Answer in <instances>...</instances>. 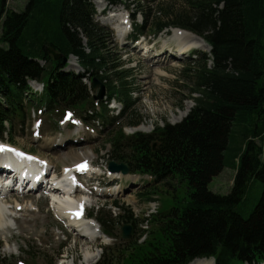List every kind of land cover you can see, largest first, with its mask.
<instances>
[{
  "label": "trees",
  "instance_id": "trees-1",
  "mask_svg": "<svg viewBox=\"0 0 264 264\" xmlns=\"http://www.w3.org/2000/svg\"><path fill=\"white\" fill-rule=\"evenodd\" d=\"M7 1L0 0V139L8 134L14 142L15 123H24L32 109L71 111L88 124L98 117L107 120L104 102L89 115L96 101L84 79L101 80L109 102L122 104L123 111L108 124L135 115L134 70L123 69L116 58L110 32L95 21L94 0H28L22 12L10 9ZM104 1L124 5L134 21L142 15L133 39L154 24L152 8L144 2L156 0ZM180 8L165 15L150 35L177 28L210 46V55L189 64L195 73L193 91L199 95L192 99L195 106L182 122L156 126L150 134L127 136L122 127H113L109 143L110 161L174 191V182L185 185L186 202L158 212L153 221L157 232L143 243L123 242L117 254L109 249L97 264L119 262L126 252L123 264H189L196 259L264 264V0H181ZM71 55L83 74L67 68L64 58ZM30 80L43 83L44 91L34 92ZM228 150L236 175L230 192L220 195L209 184L224 169ZM255 181L262 193L245 217L241 207ZM115 207L121 210L116 217L104 212L96 216L112 238L120 221L133 230L137 223L130 210L119 203Z\"/></svg>",
  "mask_w": 264,
  "mask_h": 264
},
{
  "label": "rangeland",
  "instance_id": "rangeland-1",
  "mask_svg": "<svg viewBox=\"0 0 264 264\" xmlns=\"http://www.w3.org/2000/svg\"><path fill=\"white\" fill-rule=\"evenodd\" d=\"M27 2L28 0H12L9 8L22 12ZM144 4L152 8L150 21L154 20V24L150 22L151 28L148 29V36L158 22L165 20V15L170 11L175 13L177 10H181V0H156L149 2V4L144 2ZM95 7L98 9L96 4ZM109 10L111 13L119 10V12L129 15L123 6ZM107 18L108 16L98 15L96 11L95 21L102 26H107L106 28L111 35L110 46L112 51L117 53L116 58H120L123 67L134 70L135 98H137L135 115H129L111 126L108 122L110 118L116 117V112L119 110L116 108L117 110L111 111V108L115 107V104L111 103L112 105H108L107 110L109 111L108 119L103 120L105 125H103V130L98 133L97 128L100 127L98 125L95 128L86 123L79 126L80 130L79 128L75 129L72 125L62 127L61 121L64 114L43 113L39 115L35 111H31L24 123H15L16 128L11 133L14 142H11L12 138L8 134L5 135V139L1 140L31 154L30 158H45L50 168L52 167L58 173L62 172L63 167L73 163L72 157L75 154L81 156H84V153L88 154L89 163L87 165L94 172L98 171L99 177H101V180L96 179L90 182L89 186L99 188L101 195L97 196L96 192L92 193L91 190H86L87 202L90 203V199L93 202L89 204L86 210L87 216H93V219L96 220L98 213L104 212L116 217L121 213V210L115 207V204L119 203L130 210L137 220L134 230L129 240H123L121 238L123 223L120 221L112 228L113 238L108 237L107 240L101 238L96 246L94 243L87 245L85 238L72 228L67 227V222L57 216L62 213L56 210V214L55 207L53 209L51 202L42 197L41 192L33 194L13 193L6 198L0 196L1 205L5 207V217H7L0 221V242L2 243L0 264H20L21 262L24 264H50L52 260L57 259L60 250H62V255L59 257L60 260L57 259V261L59 260L57 264H61L62 259L66 257L64 264H72L73 260H76V264H97L105 253L110 252L109 249H121L123 242L138 239L141 243L150 236V232H157V227L153 224L157 213L174 207L176 201L181 204L186 202V186L177 182L173 184L176 187L174 191L163 184H148L150 179L145 177L128 178L121 174H116L121 180L112 177L108 166L111 158L110 133L114 129L113 127H122L127 136L139 132L150 134L156 126L163 127L166 123L176 125L181 122L186 116H183L182 113L191 111L194 106L193 97L199 96L193 91L195 73L188 70L191 58L197 57V60H201L202 54L210 55V48L205 43L206 46L192 47L193 53L190 50L188 54H183L180 51L181 45L168 37L172 33V30H169L157 38L147 37L153 51L148 58H144L137 44L126 43L127 40L120 39L113 26L104 24ZM141 22L142 17L139 16L136 23L139 25ZM129 29L131 33V23ZM161 51L164 53L157 56ZM69 61L75 62L76 60L70 58ZM160 70L164 71L162 72L165 76L156 75V72ZM89 87L92 88L93 94L94 92L97 94L98 88ZM73 115L75 119L81 118ZM71 118L74 119L73 116ZM38 124L39 127H37ZM77 137L79 139H76ZM232 158L233 153L230 150L226 151L224 169L209 184V189L212 192L220 195H227L230 192L236 175L231 162ZM87 186L86 188H88ZM261 193L262 186L259 181H255L249 189L247 202L241 207V213L245 217L250 215L258 203ZM16 201H19L18 203L21 205L17 206ZM8 207L11 210H8ZM31 247L33 250L28 254L27 251L29 248L31 250ZM118 249L115 254H117ZM88 250L96 255L92 260L87 257ZM30 255L32 256L30 257ZM126 257L127 252L124 253L119 262L112 259L107 264H123ZM196 264L213 263L211 260H206Z\"/></svg>",
  "mask_w": 264,
  "mask_h": 264
},
{
  "label": "bare ground",
  "instance_id": "bare-ground-1",
  "mask_svg": "<svg viewBox=\"0 0 264 264\" xmlns=\"http://www.w3.org/2000/svg\"><path fill=\"white\" fill-rule=\"evenodd\" d=\"M94 2L96 6H98V9H99L98 12L104 9V6H105L104 2L97 1V0H95ZM125 18L126 17L124 13H118V12L114 13L113 12V14H110L108 18L105 19V21L106 23L113 25L114 30H116L121 36L124 31V27L126 28L127 26L126 25L127 21L125 20ZM168 37L174 39L175 42L181 45L180 51L181 52L183 51L182 53H187L188 51L192 49V47H197L199 45H205V42L202 39H200V37H198L197 35H194L190 32L183 31L180 29H173L171 35ZM194 42H196L197 44H195ZM163 53L164 51H161L160 53H158L159 55L157 54V56H160ZM177 55L179 56V53ZM162 71L161 70L157 71L156 75L160 77L165 76L163 74L164 71L163 72ZM182 115L185 116L186 112L182 113ZM0 157L5 158V160L3 159L1 160L0 167L2 169L0 168V172H4L13 181H14V178H18L19 176H21L22 171H25V168L23 167H27L28 172H35L39 174L44 169L41 166H39L40 162L42 161L47 162L45 158L36 159L39 161L37 163L28 162L24 159H21L15 156L14 153H7L5 155L0 154ZM72 161L73 163L68 165V166H71L69 169V171L70 170L71 171L69 173H64L62 177L61 175L57 173V171L55 170L53 171V168L51 167L52 169H51L50 174H52V176L50 177V180L52 181L53 188H51L50 191L48 192L49 194L48 196L51 197L50 202H51L53 209L55 207L54 209L55 213L57 214L56 212L57 210L59 213L63 214V215L61 214L57 216L62 218L66 222H68L70 225L75 226L77 228L75 231H78L80 236L87 240V243H86L87 245L94 243L96 246L97 245L96 243L98 242V239L100 237L103 238L104 240H107L109 238L104 233H102V231L100 230V226L97 224V222L94 219L76 217L77 212H80V214L82 212L83 214L88 215L86 211V207H88L89 204H92L93 202L91 199H90V203L87 202V199H86L87 196H86V193L83 192V190L81 189L79 190V188H75V191H74V186L77 184H75L76 179L74 178L76 174L73 173V170H72L84 164L86 165V170L89 171L88 176L93 177L92 175L93 171H90L88 167L89 165H87L89 163V155L85 153H84V156L75 154V156L72 157ZM51 164L53 165V163ZM68 166L66 165L64 168H67ZM17 167L22 168V169L18 170ZM95 173L97 175L96 177H99L100 173L98 171H96ZM27 176L29 177V174L24 173V177L18 179L20 184L24 187H30L29 185L31 184L30 181L26 180ZM33 176L34 175H30V177H33ZM39 177L41 179V182L37 183V185L42 184L43 180L45 179V175H39ZM113 177H117V176L113 175ZM79 194H80V197H78ZM98 194H100L99 191H98ZM18 202L19 201H16V205L17 206L21 205ZM5 206L7 205L5 204ZM8 210H11V209L8 207ZM6 218L7 217H5V207L2 206L0 202V221H2V219L5 220ZM77 243H81V242H77ZM95 256L96 255L91 250H88L87 257L90 260L95 258ZM205 261L206 260H197V261H194L192 264H196L199 262H205ZM207 261H210V260H207ZM73 263L75 264V261H73Z\"/></svg>",
  "mask_w": 264,
  "mask_h": 264
},
{
  "label": "water",
  "instance_id": "water-1",
  "mask_svg": "<svg viewBox=\"0 0 264 264\" xmlns=\"http://www.w3.org/2000/svg\"><path fill=\"white\" fill-rule=\"evenodd\" d=\"M60 58V57H58ZM56 58V59H58ZM67 58H64V63H67ZM100 87V91L98 93V96L95 97V100L101 101L105 97V86L100 82L98 79L93 80V88ZM109 170L111 173H122L123 175H129L130 170L127 165L125 164H118L116 162H111L109 164ZM131 235V228L128 226H125L122 228V239L128 240Z\"/></svg>",
  "mask_w": 264,
  "mask_h": 264
},
{
  "label": "snow or ice",
  "instance_id": "snow-or-ice-1",
  "mask_svg": "<svg viewBox=\"0 0 264 264\" xmlns=\"http://www.w3.org/2000/svg\"><path fill=\"white\" fill-rule=\"evenodd\" d=\"M2 150H8V149H2ZM86 166V165H85ZM85 166H81V170H84Z\"/></svg>",
  "mask_w": 264,
  "mask_h": 264
}]
</instances>
